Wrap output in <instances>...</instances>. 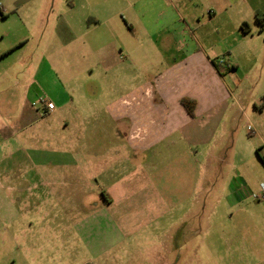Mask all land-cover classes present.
<instances>
[{
  "label": "crops",
  "instance_id": "0c3cea01",
  "mask_svg": "<svg viewBox=\"0 0 264 264\" xmlns=\"http://www.w3.org/2000/svg\"><path fill=\"white\" fill-rule=\"evenodd\" d=\"M224 1L223 20L212 22H220V55L228 59L227 70L241 74L237 84L226 78L220 55L205 49L181 16L177 7L182 0H136V24L143 32L135 38L152 47L155 61L148 53L124 50L116 67L103 66L112 70L108 85L114 89L137 82L132 92L106 106L116 130H76L53 148L50 129L61 99H45L38 90L53 73L65 87L61 75L69 67L61 55L79 44L75 52L85 57L90 35L107 21V12L96 14L88 0H0V247L11 248L14 263L32 264L37 251H51L50 221L56 217L60 235L70 228L82 240L85 230L92 237L94 227L115 239L122 226L124 240L150 226L162 235L173 229L178 199L167 185L160 189L153 183L163 166L160 153L173 152L181 142L192 150L205 145L234 106L236 125L248 122V133L264 144V50L250 42L260 30L255 15L264 18V0ZM200 23L197 19L195 28ZM261 27L264 31V22ZM131 30L137 34L133 24ZM135 63L140 66L133 76L128 66ZM99 65L76 67L74 74L90 77ZM42 98L54 104L52 112ZM183 98L195 103L193 116L181 104ZM95 190L101 198L90 218L106 225L92 222L87 228L85 201ZM135 193L138 208L122 209L118 221L111 219L106 208L112 200L128 201ZM90 242L86 249L94 250ZM100 243L102 251L114 247L112 238ZM67 246V241L59 243L60 249ZM159 258L158 264L163 262Z\"/></svg>",
  "mask_w": 264,
  "mask_h": 264
},
{
  "label": "rangeland",
  "instance_id": "374dc122",
  "mask_svg": "<svg viewBox=\"0 0 264 264\" xmlns=\"http://www.w3.org/2000/svg\"><path fill=\"white\" fill-rule=\"evenodd\" d=\"M88 1L95 6L93 12L96 14L102 16L107 12V21L98 25L90 35V45L84 49L85 57H82V53L75 52L80 50L79 44H74L73 49L61 55L62 63L66 62V67H69L66 73L60 74L65 87H60V79L53 73L50 80H44V88L38 90V94L45 99H61L53 114L50 129L53 148H59L60 140L69 139V133L76 130H116L115 122L111 121L105 110L106 106L117 97L132 92L137 82L129 87L126 84L120 89H114L108 85L111 69L125 57L123 52L127 50L140 52L141 55L143 52L148 53L151 60L156 59L152 47L149 44L141 45L138 41L140 39L135 38L143 32L136 24L140 17V7H134L133 4L136 0ZM227 6L224 0H182L177 8L191 30L196 32L204 48L220 55V22L214 23L212 20H223ZM209 9L214 10L215 14L210 16L207 12ZM197 19L201 26L195 28ZM132 24L137 34L131 30ZM93 34H97V37ZM255 37L256 40L250 42L254 44L256 41V45H261L263 51L264 31L261 26ZM217 60L222 64L226 78L237 84L241 74L232 73L233 69L227 70L226 55L221 54ZM97 61L100 65L95 67L90 77L86 74H74L76 67L84 69L88 65L95 66ZM107 65H111V69L105 71L103 66ZM138 66L140 65L137 63L132 68L128 66L131 75L135 76ZM71 98L74 102H70ZM39 103L37 107L42 105ZM237 111L238 107L234 106L226 113V119L219 125V131H212L204 147L199 146L192 150L181 142L178 148L172 149L173 152L164 150L160 153L158 162L163 166L156 172L153 183L160 189L167 185L168 190L178 199L174 213L177 224L173 229L166 230L162 235L158 229L155 230V226H150L141 233L129 234V238L124 240L122 226H119L121 234L115 239L111 234L108 238L102 228L96 232L94 227L92 237L90 238V234L87 237L85 230L82 240L70 228L67 232L62 231L63 234L60 235V219L56 217L50 221L51 251H37L30 263L158 264L156 261L163 257V262L159 264H264V144L258 136L248 133V122L242 120L236 125ZM251 122L254 123L252 118ZM128 128L129 124L125 122V129ZM99 198L101 196L98 197L95 190L94 193H89L85 201L86 211L82 218L87 228L91 227L92 222H99L103 227L106 225L100 219L96 221L90 218ZM138 198V193H135L128 201L112 200L106 208L108 215L118 221L122 209L138 208ZM164 223L163 227L166 226ZM110 238L114 241V247L100 250V242H107ZM47 240L48 238L45 239L46 242ZM64 241H67L68 246L60 249L59 243ZM87 241L96 245L94 250L86 249L89 244L85 243ZM162 243L168 247L160 248ZM102 246L106 244L102 243ZM11 252L10 247H0V264H17L18 261L14 263L10 257Z\"/></svg>",
  "mask_w": 264,
  "mask_h": 264
},
{
  "label": "trees",
  "instance_id": "16d2710c",
  "mask_svg": "<svg viewBox=\"0 0 264 264\" xmlns=\"http://www.w3.org/2000/svg\"><path fill=\"white\" fill-rule=\"evenodd\" d=\"M256 21L263 26V22H264V18L263 16L256 14L255 15ZM244 30V27H241ZM181 104L183 105V107L187 110V112L189 113V115L193 116V110L195 107V103L189 99L183 98L181 100ZM258 154V151H257Z\"/></svg>",
  "mask_w": 264,
  "mask_h": 264
},
{
  "label": "built area",
  "instance_id": "2783aa9c",
  "mask_svg": "<svg viewBox=\"0 0 264 264\" xmlns=\"http://www.w3.org/2000/svg\"><path fill=\"white\" fill-rule=\"evenodd\" d=\"M40 101L45 105L47 112H52L54 110L55 107L52 102L46 101L45 99H41ZM248 129H250V127ZM262 193H263L262 198H264V187H262ZM255 197L258 198V196H255Z\"/></svg>",
  "mask_w": 264,
  "mask_h": 264
}]
</instances>
